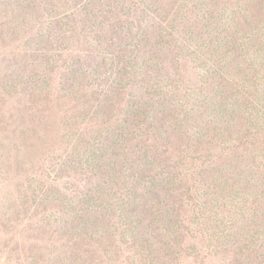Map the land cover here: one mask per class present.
<instances>
[{
  "label": "rangeland",
  "instance_id": "obj_1",
  "mask_svg": "<svg viewBox=\"0 0 264 264\" xmlns=\"http://www.w3.org/2000/svg\"><path fill=\"white\" fill-rule=\"evenodd\" d=\"M257 107L264 0H0V264H264Z\"/></svg>",
  "mask_w": 264,
  "mask_h": 264
},
{
  "label": "trees",
  "instance_id": "obj_2",
  "mask_svg": "<svg viewBox=\"0 0 264 264\" xmlns=\"http://www.w3.org/2000/svg\"><path fill=\"white\" fill-rule=\"evenodd\" d=\"M219 107H220L219 108L220 110L218 111L219 114H221L223 111H226L228 109L227 107H224L222 104H220ZM243 119L246 122V126L244 125L245 126L244 129H242V128L239 129L238 128L239 121L236 119V117L231 116L229 121L224 122L225 129L223 130V135L229 137L231 140L234 139L235 137H237V140L235 142H238V143L236 145H238L241 142H244L241 139L244 140V139H248V138H252L253 144H256V141H255L256 135L255 134L264 132V109H260L257 107V110H255V115H250L247 118L243 117ZM238 130L240 131L241 134L239 133ZM253 135H255V138H253ZM250 157H251V154H249L247 156L248 159L243 160L241 162V164L249 165L250 168L253 170V172H255L256 161L251 159ZM255 213L258 216L259 212L255 211ZM255 218L251 219V228H252L253 232H255L256 230H259V228L256 227V225L259 224L258 221H257L256 225L253 223ZM259 232H261V231L259 230ZM236 235H239L238 231L236 232ZM262 244H264V241L262 242Z\"/></svg>",
  "mask_w": 264,
  "mask_h": 264
}]
</instances>
